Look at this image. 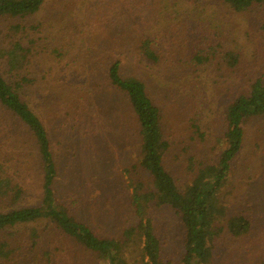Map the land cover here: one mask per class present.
<instances>
[{"label":"trees","instance_id":"1","mask_svg":"<svg viewBox=\"0 0 264 264\" xmlns=\"http://www.w3.org/2000/svg\"><path fill=\"white\" fill-rule=\"evenodd\" d=\"M51 1L0 0V264H129L126 249L138 242L143 244V264H174L163 254L151 214L154 208L166 207L185 228L179 264H215L224 237L239 238L252 231L248 218L230 214L226 196L235 161L244 150L245 125L254 120L264 123V72L256 78L238 77L234 72L238 56L222 53L223 43L210 40L205 25L200 26L202 40L192 41L188 58L191 66L211 68L222 76L213 82L223 86L227 98V133L211 142L205 154L198 153L200 159L190 156L185 174L191 180L179 187L171 164L177 141L166 132L162 109L143 79L163 63L161 47L167 39L188 43L186 37L180 42L181 32L174 33L171 27L173 17L183 15L175 10L177 0H167L164 13L145 18L139 10L123 7L128 6L123 0H91L85 18L76 14L77 9L45 15ZM155 1L151 8H158ZM220 1L236 14L264 7V0ZM192 4L189 19L202 22L204 0ZM95 32L108 38L81 68L79 45ZM48 39L56 46L49 49V60L41 62L45 54L41 45ZM66 43L70 51L62 47ZM57 65L65 74L61 80L50 75ZM229 70L225 77L222 73ZM65 98L75 101L67 112L59 106ZM53 105L51 120L62 121L58 127L64 135L69 133L62 129L67 118L70 122L73 116L72 128L79 123L96 128L101 110L118 131L117 137H129L133 131L139 138L137 163L121 172V185L110 189V196L128 197L137 219L121 237L98 235L74 215L76 201L57 196L56 141L47 126ZM188 129L193 140L205 139L197 119L190 120ZM80 132L79 137H89L87 131ZM80 156L85 158V153Z\"/></svg>","mask_w":264,"mask_h":264},{"label":"rangeland","instance_id":"2","mask_svg":"<svg viewBox=\"0 0 264 264\" xmlns=\"http://www.w3.org/2000/svg\"><path fill=\"white\" fill-rule=\"evenodd\" d=\"M90 1L53 0L48 4L45 15L60 9L73 13L77 9L76 14L80 13L85 18L87 11L91 9L88 4ZM134 1L123 0V3H128V6L123 7L139 10L144 18L154 15L155 12L161 14L168 10L163 7L167 0H157L156 9L150 7L155 0ZM177 2L175 10L183 15L173 17L171 27L174 33L181 32L180 42L186 37L188 43L178 45L171 39L174 43L171 54L169 50L172 43L167 39L161 47L163 63L151 75H143V79L150 87L155 102L162 109L166 132H170L173 140L177 141L171 160L172 172L178 186L183 187L191 180L185 174L190 156L194 154L200 159L198 153L205 154L211 142L215 143L227 133L224 115L227 98L223 86H216L213 82L214 78L222 76L211 68L190 65L192 63L188 54L195 44L192 41H197V38L202 40L197 31L201 30L200 26L205 25L203 31L208 33L210 40L223 43L225 49L222 53L231 51L238 56L240 63L234 70L238 77L256 78L264 72V7L256 6L245 14H236L222 5L220 0H204L205 11L199 10L202 12V22H198L189 19L192 0ZM171 12L173 10L168 13ZM58 28L57 25L55 31L52 30L54 37ZM107 38L95 32L79 45L82 51L80 60L84 61L81 68H85L90 59L100 52ZM55 46L56 43L51 39L41 45V49L45 50L41 62L49 60V49ZM62 47L70 51L68 43ZM164 60H170L171 63H165ZM49 71L50 69L47 72ZM222 74L226 77L231 73L229 70L227 74ZM50 75L61 80L65 74L62 67L57 65ZM166 96L169 98L166 99ZM64 101L59 103L62 111H70L75 105L74 99L65 98ZM55 105L48 110L50 115L47 126L56 141L54 152L58 163L57 196L67 202L76 201L74 215L88 224L95 233L103 237L119 238L123 229L135 224L137 219L129 207L128 197L116 194L118 190L113 191L118 196H110V189L121 185L124 182L121 172L137 163L139 138L133 136V131L129 137H117L118 131L101 110L98 111L99 121L96 128L91 124L81 125V120L77 121V127L72 128L75 125L73 116L70 122L67 118L62 129L69 133L68 136L64 135L58 127L62 121L51 120ZM196 114L198 116L195 118ZM192 118L197 119L203 127L204 140H193V134L188 129ZM53 125L57 127L55 134ZM79 129L80 135H85L87 131L89 137H79ZM245 129L244 150L235 161L226 204L231 215L242 214L251 221L252 231L239 238L224 237L219 243L215 264H258L264 260V123L254 120L247 123ZM185 147H188V153L184 154ZM221 147L218 145L219 150ZM84 153L85 158L82 159L80 155ZM151 214L165 258L179 264L185 237L181 218L169 207L154 208ZM142 247L140 242L128 246L125 259L129 264H143Z\"/></svg>","mask_w":264,"mask_h":264}]
</instances>
